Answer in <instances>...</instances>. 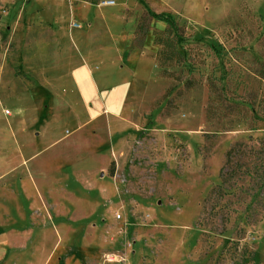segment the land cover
I'll return each instance as SVG.
<instances>
[{"label": "rangeland", "instance_id": "374dc122", "mask_svg": "<svg viewBox=\"0 0 264 264\" xmlns=\"http://www.w3.org/2000/svg\"><path fill=\"white\" fill-rule=\"evenodd\" d=\"M61 1L0 0V78H42L55 31L92 76L0 87V264H264V0Z\"/></svg>", "mask_w": 264, "mask_h": 264}, {"label": "crops", "instance_id": "0c3cea01", "mask_svg": "<svg viewBox=\"0 0 264 264\" xmlns=\"http://www.w3.org/2000/svg\"><path fill=\"white\" fill-rule=\"evenodd\" d=\"M9 2H10L9 4H11L10 7L15 6L16 8H19L22 6L15 1H9ZM60 2H62V1L61 0H54V4H56V5H60ZM34 3H32V1H29L26 5L23 6V12L25 13V15H27L28 18H30V19L34 18L35 19V15H36L37 20L40 22L51 21V22L55 23V25L58 24L57 19L43 17V14L46 11L47 6H37V5L35 6ZM0 13L2 14L3 17H6L9 14V10L5 7L3 8L0 4ZM58 29H60V28H58ZM70 37H71V39L75 40V36L73 35V32L70 34ZM77 37L81 38L82 36L80 34H77ZM60 38H61V36H59L58 32L55 31L52 33L50 40L46 43L45 49L46 48L47 49L48 48L53 49V52L51 54V56L53 58H52L51 65L45 64V67L43 70L44 75L42 76V78H37V79L13 78L12 80H7V81H5L3 78H0V87L3 84L9 85V83L11 85L20 84V85H23L25 87H29L30 85H33L36 82H40L41 84H46V83L49 84V83H53L54 81L55 82L59 81V80H61V78H66L67 81H71L76 85H79V83H82L84 81H88V80L92 81L91 73L89 72L87 67H83V66L72 68V70L68 73V75L62 74L61 70L55 64L56 61H58L57 58H59V55H60L58 49H60V47L62 46V43H60ZM55 49H57L56 52H55ZM83 74H86V78H85V75H83ZM9 117H10V115H9Z\"/></svg>", "mask_w": 264, "mask_h": 264}, {"label": "trees", "instance_id": "16d2710c", "mask_svg": "<svg viewBox=\"0 0 264 264\" xmlns=\"http://www.w3.org/2000/svg\"><path fill=\"white\" fill-rule=\"evenodd\" d=\"M150 20L147 23V16L144 14L138 23L137 30L142 32L145 27L149 26ZM184 29L177 22L170 20L168 27L156 37L155 42L160 47V50L154 56V61L160 68V75L170 76L173 75L169 72L168 67L176 64L179 65L183 60V57L178 49L180 41L183 40ZM260 77L264 79V62L263 68L260 71ZM213 88V87H212ZM171 88L167 91L169 92ZM241 146V145H240ZM240 146H235L231 148L227 153V164L232 162L234 156L239 152ZM115 172V162L112 163V168L110 173L113 175ZM224 183L227 182V173L222 174Z\"/></svg>", "mask_w": 264, "mask_h": 264}, {"label": "built area", "instance_id": "2783aa9c", "mask_svg": "<svg viewBox=\"0 0 264 264\" xmlns=\"http://www.w3.org/2000/svg\"><path fill=\"white\" fill-rule=\"evenodd\" d=\"M114 3V1H102V3L101 4H103V5H111V4H113ZM74 26H77V27H79V24H75ZM5 113L6 114H10V111L8 110V109H5Z\"/></svg>", "mask_w": 264, "mask_h": 264}]
</instances>
